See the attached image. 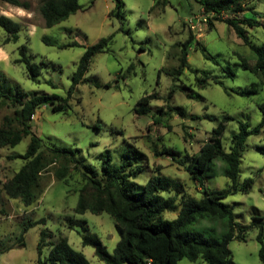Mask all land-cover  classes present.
<instances>
[{
  "label": "rangeland",
  "instance_id": "obj_1",
  "mask_svg": "<svg viewBox=\"0 0 264 264\" xmlns=\"http://www.w3.org/2000/svg\"><path fill=\"white\" fill-rule=\"evenodd\" d=\"M28 1L31 6L24 9L0 0V12L23 26L18 40L7 43L8 33L0 27V69L5 73L0 86L18 84L31 95L46 93L67 97L86 47L113 35L109 47L93 58L86 75L96 77L97 83L92 80L79 83L66 109L54 111L51 104L44 105L32 122L33 131L49 145L72 147L78 159L94 165L99 171L109 154L117 164L133 154L132 159L142 166L135 178L140 184L161 172L179 178L186 184L187 191L199 196L200 188L193 183L190 173L170 156L156 155L153 143L159 144V150L163 143L182 153L194 154L209 139L213 127L226 118L222 140L224 149L229 151L240 121L248 122L250 127L261 122L263 113L258 103L264 100V85L252 95L232 91L253 81L261 82L259 75L242 65L241 56L255 62L251 47L224 21L215 20L210 29L204 23L206 14L197 0H169L165 7L154 6L156 0H124L122 17L116 14V0H79L83 8L52 27L45 25L39 9L40 0ZM255 4L256 9L264 13V0H255ZM191 32L201 45L194 41L189 47L190 67H186L176 81L171 102L184 107L187 115L170 112L163 116L162 122H154L153 109L164 105V97L174 84L168 71L179 65V55ZM43 37L55 43L49 44ZM251 37L256 44H264V28L251 29ZM73 41L78 45L62 47ZM22 44H27L32 60L42 65V73L36 79L29 75L25 64L15 62L21 57L19 47ZM203 46L214 58L206 57ZM230 66L235 69L234 76L229 72ZM192 69L217 75L223 84L212 79L201 82L197 78H202L203 72L195 73ZM108 82L112 85L107 86ZM190 89L195 91L194 97L187 95ZM153 92H157L159 98L151 102V112L137 114L134 109L137 101ZM13 110L11 105L0 100V125ZM204 114L210 117L192 118ZM30 140L31 135H26L13 147H0L1 183L25 163L24 158H10L9 155L25 154ZM260 146H264V127L260 133L248 136L241 158L240 181L253 177L251 189L240 190L224 200L233 207L236 221L248 227L245 241L234 239L229 244L234 260L240 264H264L260 256L264 242L262 244L257 237L260 228L251 226L257 215L264 217V153ZM135 147L140 150L138 154L133 152ZM216 163V171L211 172L207 185L220 189L227 186L229 179L219 173L223 163ZM158 165H162L161 171H152L157 170ZM45 180L44 193L30 205L8 196L0 185V264H39L38 246L43 230L49 234L48 244L42 250L43 259L48 256L52 242L62 234L91 264H105L96 255L94 246L84 245L82 240L84 234L97 235L113 252L120 239L114 217L106 212L75 211L82 186V177L75 169L67 180L56 178L51 169L45 173ZM176 215L177 212H168L167 218ZM43 218L45 223H38L24 232L28 221ZM72 220L76 221L74 225H71ZM83 221H87V225ZM213 224L209 219H201L193 228L201 230ZM23 232L25 244L21 245L19 239ZM179 264L209 263L199 257L196 260L183 258Z\"/></svg>",
  "mask_w": 264,
  "mask_h": 264
},
{
  "label": "trees",
  "instance_id": "obj_2",
  "mask_svg": "<svg viewBox=\"0 0 264 264\" xmlns=\"http://www.w3.org/2000/svg\"><path fill=\"white\" fill-rule=\"evenodd\" d=\"M11 5L29 9L28 0H1ZM208 15L206 24L211 29L214 21H224L229 24L251 47L255 55V62H250L241 56L245 69L253 71L261 77V82L253 81L248 86L233 88L232 91L240 95L257 94L264 85V44H256L251 37V29L264 28V13L256 9L255 0H197ZM169 0H156L155 5L167 6ZM124 0H116V14L123 16ZM83 6L79 0H40V13L45 25L52 27L68 19ZM214 13L215 15H211ZM243 13L242 16L240 14ZM228 17H225V15ZM0 27L7 33L5 43L18 40L22 30V24L14 18L0 12ZM127 32V30H125ZM49 44L55 42L49 37H43ZM113 38H101L97 43L86 47L77 70L73 75V83L67 97L57 94L31 95L20 88L18 84L0 86V100L11 105L12 114L4 117L0 125V147L15 146L24 136L31 135L29 147L25 154L9 155L10 158L22 157L25 159L23 166L6 181H0L1 190L12 198L21 199L24 204L30 205L37 201L45 191L47 184L45 173L53 170L56 178L67 180L72 169L78 171L82 177V186L79 189V199L75 211L85 213L91 211L95 214L108 213L115 219V226L120 235L113 252L97 235H83V244L92 245L95 253L105 264H179L183 258L196 260L202 257L209 264H240L233 258L229 244L232 240H246L248 227L236 221L233 207L224 200L231 194L240 190L249 191L254 178L248 177L240 181L241 158L250 134L260 133L264 127V100L258 103L263 113L261 122L255 127H250L248 122L240 121L239 130L233 135L229 151L224 149L222 134L226 128V118H222L213 127L209 139L201 145L194 154L182 153L174 147L155 141L152 145L156 155L170 156L172 161L184 167L191 176L193 183L200 188L199 196L187 191L186 184L179 178L163 175L162 165L157 166V175H151L145 184H140L135 178L141 173L142 166L137 160L132 159L133 154L122 163H114L111 154L102 164V171L94 165L83 162L76 157V151L72 147L49 145L42 137L33 131V120L39 108L51 104L54 111L66 109L69 98L77 85L87 80L97 83L96 77L88 78L93 58L105 51ZM201 42L190 33V37L184 42V48L179 55V65L168 73L172 76L174 84L170 87L169 94L164 97L165 103L153 109L151 102L158 99L157 92L146 93L137 101L135 112L146 115L154 111V122L160 123L164 115L176 112L186 116L184 107L172 104V98L176 92V81L181 78L186 67H190L188 55L192 42ZM78 45V42H69L62 47ZM206 57L214 58L207 48L203 46ZM21 57L15 60L26 66L29 75L36 79L42 73V65L33 61L29 55L27 44L19 47ZM133 67L132 65L130 68ZM195 73L203 72L204 82L212 79L216 83L223 84L217 75L207 71L192 69ZM159 72L158 83L160 81ZM232 76L235 69L229 67ZM5 73L0 69V81L4 80ZM112 83L108 82L107 86ZM13 88H16L15 90ZM195 91L187 92L189 97H194ZM201 96L200 94H197ZM204 98L203 96H201ZM208 114L193 115V119L209 118ZM226 117L232 118L230 115ZM264 153V146L259 147ZM138 148L133 152L138 154ZM142 153V152H141ZM144 154V153H143ZM217 161L223 163L219 173L228 177L226 187L216 189L207 185L211 172L216 171ZM159 170V171H158ZM168 212H177L176 217L167 218ZM201 219H209L214 222L211 226H204L201 230L193 228ZM76 221L72 220L71 225ZM38 223H45V219L28 221L25 231ZM87 225V221H83ZM251 226L260 228L258 240L263 244L264 217L257 215ZM24 232L19 243L25 244ZM48 233L43 230L39 242V264H91L87 256L73 248L68 237L61 236L54 242L48 256L41 257L43 247L46 246ZM10 249L7 248L6 250ZM260 256L264 262V245L260 249Z\"/></svg>",
  "mask_w": 264,
  "mask_h": 264
},
{
  "label": "built area",
  "instance_id": "obj_3",
  "mask_svg": "<svg viewBox=\"0 0 264 264\" xmlns=\"http://www.w3.org/2000/svg\"><path fill=\"white\" fill-rule=\"evenodd\" d=\"M211 15L213 16V15H215V14L212 13ZM207 19H208V15L206 14V17L204 18V21H207ZM198 23H199V22H197V24H198Z\"/></svg>",
  "mask_w": 264,
  "mask_h": 264
},
{
  "label": "water",
  "instance_id": "obj_4",
  "mask_svg": "<svg viewBox=\"0 0 264 264\" xmlns=\"http://www.w3.org/2000/svg\"><path fill=\"white\" fill-rule=\"evenodd\" d=\"M34 122V121H33Z\"/></svg>",
  "mask_w": 264,
  "mask_h": 264
}]
</instances>
